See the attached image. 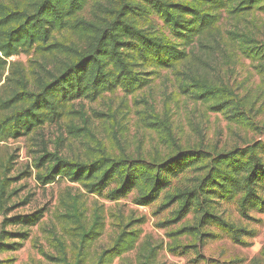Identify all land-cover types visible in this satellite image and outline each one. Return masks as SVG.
Masks as SVG:
<instances>
[{"label": "trees", "instance_id": "16d2710c", "mask_svg": "<svg viewBox=\"0 0 264 264\" xmlns=\"http://www.w3.org/2000/svg\"><path fill=\"white\" fill-rule=\"evenodd\" d=\"M90 1L92 15L85 19L79 14ZM253 9L264 11V0H0V142L55 123L65 113H77L71 105L76 99L93 100L116 88L134 92L147 84V67L177 69L188 62L194 50L208 53L221 49L217 26L221 12L236 14ZM151 14L160 18L169 35L139 26ZM61 31L73 34L76 40L56 38ZM229 35L239 41L244 55L264 60V44L244 34ZM31 52L40 61L29 70L23 63L10 60ZM49 64L52 67H47ZM190 80L193 84L183 86V90L193 88L189 90L193 98L225 111L236 124L255 125L245 96L198 76ZM67 128L79 130L73 125ZM263 156L264 140H256L229 151L178 149L170 156L150 159L102 151L82 161L42 150L33 165L35 179L42 186L63 178L111 201L135 191L133 202L139 206L150 205L164 195L160 209L177 204L172 222L189 212L194 215L192 224L181 226L172 236L189 235L200 243L209 235L204 228L216 224L240 244L247 232L218 215L212 203L217 198L238 197L242 212L254 202L264 212V197L257 191L260 187L264 194ZM12 160V156L0 159V252L18 250L28 237V228L43 214V209H38L11 215L16 207L9 205L16 195L11 184L18 179L9 176ZM187 170L198 173L193 186L166 192L172 178ZM60 203L61 230L76 236V253L70 261L64 243L55 239L58 255H43L56 263L82 264L84 247L100 233V218L95 214L87 227L77 198H62ZM137 238V230L124 227L113 244L100 253L96 264H105L133 249ZM142 248L140 264H151L153 249ZM250 264L260 262L254 259Z\"/></svg>", "mask_w": 264, "mask_h": 264}, {"label": "rangeland", "instance_id": "374dc122", "mask_svg": "<svg viewBox=\"0 0 264 264\" xmlns=\"http://www.w3.org/2000/svg\"><path fill=\"white\" fill-rule=\"evenodd\" d=\"M91 4L88 2L79 16L90 18ZM139 26L169 35L155 14L141 20ZM217 26L221 49L208 53L194 50L188 62L177 69L147 67L144 69L150 72L146 76L147 84L134 92L125 93L116 88L93 100L76 99L71 105L77 113H65L55 123H45L25 136L0 142V159L12 156L9 176L18 177L11 184L16 191L9 203L16 206L11 215L43 209L40 221L28 228V237L22 246L16 251L0 252V264H61L43 255H58L55 239L64 243L67 257L72 261L77 238L63 233L59 222V214L63 211L61 199L71 197L77 198L81 204L87 227L95 214L101 222L100 233L82 251V264H96L100 253L113 244L124 227L128 231H138L134 248L105 264H140L142 247L153 249L151 264H250L254 259L264 264V212L259 211L255 202L244 212L239 207L238 197L232 200L217 198L212 203L218 215L247 232L242 236L243 243L233 242L229 234L216 224L206 226L204 232L209 235L197 243V239L189 235H171L181 226L192 224L194 215L189 212L181 220L172 222L177 204L160 209L164 195L150 205L139 206L133 202L135 191L111 201L87 193L79 184L63 178L57 177L56 181L44 186L35 179L33 163L42 150L82 161L102 151L110 155L125 153L150 159L170 156L178 149L223 152L245 147L256 140L263 141L264 60L244 55L239 41L231 39L229 33L244 34L264 44V11L253 9L231 14L223 10ZM55 37L76 40L67 31L58 32ZM177 43L181 44L179 40ZM10 60L23 63L29 70L39 64L37 60L40 58L31 52L13 56ZM197 76L226 86L238 96H245L255 125L236 124L225 111L210 108L209 103L193 98L189 93L194 90L190 89L193 84L190 77ZM188 85L183 90V86ZM69 125L79 130L71 131L67 128ZM197 174L187 170L172 178L166 192L193 186ZM257 191L264 197L260 187ZM10 259V262L4 261Z\"/></svg>", "mask_w": 264, "mask_h": 264}]
</instances>
